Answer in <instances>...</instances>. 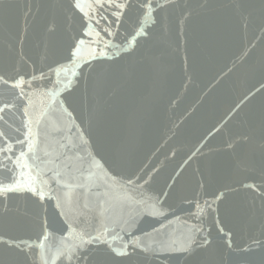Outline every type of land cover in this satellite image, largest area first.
I'll return each mask as SVG.
<instances>
[{
  "label": "snow or ice",
  "instance_id": "1",
  "mask_svg": "<svg viewBox=\"0 0 264 264\" xmlns=\"http://www.w3.org/2000/svg\"><path fill=\"white\" fill-rule=\"evenodd\" d=\"M36 7L37 13H33L32 5L27 6L24 26L6 41L5 56L0 62V222L5 225L0 228V264H136L138 257L147 259L164 251L179 252L191 264H264V101L255 121L246 122L247 126L240 131L230 128L257 95L264 96V82L258 81L260 88L255 92L250 88L219 119L205 127L197 144L189 149L191 154H185L186 159L177 160L178 153L173 151L171 160L166 156L158 168L140 169L127 178L117 171L126 150L124 145L117 148L112 166L93 146L102 106L95 105L85 118L77 115L71 99L82 77L91 79L94 92H99L111 75L121 71L131 75L134 63L115 67L116 58L123 59L142 43L154 40L157 32L168 37L178 27L177 38H185L186 43L189 22L211 11L210 0H196L195 5L177 0H52ZM225 7L241 17L247 28L253 12L242 0H234ZM41 8L46 12L41 22L37 66V61L24 49L31 28L28 16L35 19ZM260 18L264 34V0ZM30 61L29 71L26 66ZM184 63L187 67V55ZM37 101L42 105L38 114ZM50 116L55 117L53 127L57 132L75 130L69 143L78 146L84 155L78 154L76 158L87 164L75 179L105 188L95 202H81L76 195L77 190L83 191L84 184H61L64 177L57 173L54 182L59 187L53 189L43 179L45 174L38 163L39 127ZM217 137H222L221 143L209 147V142ZM216 152L228 154L227 165L234 174H245L238 187L231 182L217 185L211 162L204 170L196 168L193 176L185 174L192 162ZM162 172L167 174L157 190L153 185ZM72 179L69 176V181ZM149 190L155 194L148 195ZM238 191L250 197L241 210L246 220H260L258 235H249L240 243L233 239L231 229L225 230L221 220V205ZM173 194L181 204L195 209L188 213L195 223L190 225L182 245L176 248L156 242L147 232L137 235L136 225L141 216L167 219L165 202ZM26 195L43 212L33 217L34 239H24L6 230L14 212L10 202ZM49 202L53 206L51 217ZM116 206L121 209L118 217L111 214ZM209 218L225 238L226 255H218L213 247L211 228L205 226ZM57 222L59 228L55 226ZM57 231L61 233L58 244L53 243Z\"/></svg>",
  "mask_w": 264,
  "mask_h": 264
},
{
  "label": "water",
  "instance_id": "2",
  "mask_svg": "<svg viewBox=\"0 0 264 264\" xmlns=\"http://www.w3.org/2000/svg\"><path fill=\"white\" fill-rule=\"evenodd\" d=\"M50 2L52 0H0V62L5 56L6 41L24 26L27 6L32 5V12L37 13V5ZM177 2L195 5L196 0ZM233 2L234 0H210L211 11L195 16L189 22L186 43L185 38H177L178 27H174L170 36L163 37L157 32L154 40L142 43L135 52L125 55L123 59L117 57L115 67L122 68L134 63L135 69L131 75L123 71L111 75L103 90L94 92L91 79L81 78L79 87L71 97L77 115L86 118L95 105L102 106L103 115L99 127L93 133V146L105 157L108 165L112 166L117 148L124 145L126 150L120 158L117 171L126 178L140 169L151 171L153 167L158 168L166 156L171 160L173 151L178 153L177 160L186 159L185 154H191L189 149L197 144L200 132L205 127L219 119L250 88L253 92L260 88L258 81L264 82V34L261 32L260 18L262 0H242L253 12L252 21L247 28L241 17L236 16L230 7H225ZM45 12L46 9L41 8L35 19L28 16L31 28L24 50L33 61H37V66L41 22ZM185 55L188 56L187 67L184 63ZM26 68L31 70V61ZM100 68L98 66L97 71ZM262 101L264 96L257 95L241 116L231 122L232 131H240L247 123L255 121ZM41 107L37 101V114ZM54 121L55 117L50 116L47 120H42L39 127L41 150L38 153V163L45 174L43 179L48 180L53 189L59 187L54 182L57 173L64 177L61 184H84L83 191L77 190L76 195L81 198V202L87 199L95 202L105 192V188L75 179L80 176L81 169L87 168V164L76 158L78 154L84 153L76 144L69 143L75 130L57 132L53 127ZM221 140L222 137H217L208 146L216 147ZM204 151L207 152V149ZM229 158L223 152L212 153L192 162L185 174L193 176L196 168L204 170L211 162L213 180L217 185L231 182L238 187V182L244 180L245 174H234L227 165ZM256 163L258 167L259 155L256 156ZM166 174L161 173L153 188L159 189ZM69 176L73 178L71 181ZM147 194L154 195L155 192L149 190ZM248 199L250 197L243 191H238L221 205L223 226L226 231L231 229L234 232L233 239L236 243L259 233V218L250 223L241 211L246 207ZM10 207L14 212L9 217L6 230L24 239H34L35 233L31 227L33 217L38 212L43 215L42 210L27 195L14 197ZM47 208L51 217V202L47 204ZM165 209L167 219L141 216L136 225V234L147 232L151 234V240L179 248L190 225L195 223L188 216L195 209L181 204L175 194L167 198ZM111 214L118 217L121 209L116 206ZM161 224L164 225L163 228L160 227ZM55 226L59 228L60 223L57 222ZM205 226L211 228L213 247L218 255H226L225 238L217 231L211 218L206 221ZM4 227L3 222H0V228ZM154 228L159 231L153 232ZM60 235L57 231V240L53 243H60ZM136 264H191V261L186 260L179 252L164 251L147 259L138 257Z\"/></svg>",
  "mask_w": 264,
  "mask_h": 264
}]
</instances>
